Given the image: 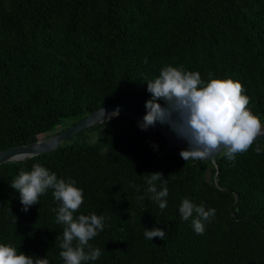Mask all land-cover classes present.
Segmentation results:
<instances>
[{"label":"trees","instance_id":"1","mask_svg":"<svg viewBox=\"0 0 264 264\" xmlns=\"http://www.w3.org/2000/svg\"><path fill=\"white\" fill-rule=\"evenodd\" d=\"M165 66L199 72L205 82H240L264 122V0H0V152L106 106L145 115L146 83ZM124 122L130 127L120 133L92 141L83 132L54 152L1 165L0 244L64 264L53 189L24 212L10 187L40 164L82 189L74 216L105 218L89 241L102 255L87 264H264V151H254L264 142L234 162H186L123 117L90 130ZM156 172L167 180L163 211L145 192L146 175ZM183 199L215 209L202 235L192 227L195 213L182 220ZM153 227L167 231L164 240L145 238Z\"/></svg>","mask_w":264,"mask_h":264},{"label":"clouds","instance_id":"2","mask_svg":"<svg viewBox=\"0 0 264 264\" xmlns=\"http://www.w3.org/2000/svg\"><path fill=\"white\" fill-rule=\"evenodd\" d=\"M146 84L151 98L145 102L147 111L138 122V127L147 130L157 123L167 125L177 139L187 142V148L179 153L186 162L215 159L217 155L234 162L237 154L246 152L258 141V137L264 136V125L247 107L250 98L243 94L245 90L240 82L231 79L205 82L199 72L165 66L158 77ZM118 115L117 109L109 114L108 119ZM254 151L259 155L264 149L257 146ZM20 158L14 157L11 162L16 163ZM145 179L148 185L145 192L151 194L150 199L157 202L163 211L169 194L167 180L159 172L147 174ZM158 181L163 182L161 190H157ZM75 185V180L65 182L58 179L56 173L34 164L30 172L21 170L10 187L19 193L24 212L39 203L41 195L53 189L52 196L60 205L58 209H53L57 213L56 223L63 225L62 235L56 237L61 249L59 255L64 264H87L102 255L101 249L92 248L89 241L104 229L105 218L95 213L74 216L83 203V191ZM143 199V196L137 197L138 201ZM179 213L184 221L195 213L192 227L196 234L202 235L205 222H211L215 209L206 210L203 205L196 206L183 199ZM166 234L167 231L159 227L145 228L144 231L148 240H164ZM0 264H49V260L46 256H29L20 251L18 254L15 247L0 244Z\"/></svg>","mask_w":264,"mask_h":264},{"label":"water","instance_id":"3","mask_svg":"<svg viewBox=\"0 0 264 264\" xmlns=\"http://www.w3.org/2000/svg\"><path fill=\"white\" fill-rule=\"evenodd\" d=\"M102 109L104 113H102ZM119 110L118 117H123L130 122L134 123L138 127V122L142 120L143 114H140L136 111H130L128 109H124L121 106H106L103 107L90 115L86 116L76 124L71 127L62 130L54 135L34 142L29 145H23L18 147H13L0 152V166L5 165L11 162L14 157H21L19 162H24L26 160L31 159L30 157H37L43 154H48L54 152L62 147L65 142L70 141L72 138L77 136L80 133L86 132L98 125L103 123L110 122L118 117H112L108 119L109 114L112 112ZM104 120V122L102 121ZM264 125V122H262ZM150 137L158 141L165 150L177 157H180V151L187 148V142L181 139H177L175 134L169 132L164 127L159 125L158 123L155 127H149L147 130H143ZM258 141L256 142H264V136L258 137ZM178 140L186 142V145H181L178 143ZM255 143V142H254Z\"/></svg>","mask_w":264,"mask_h":264},{"label":"rangeland","instance_id":"4","mask_svg":"<svg viewBox=\"0 0 264 264\" xmlns=\"http://www.w3.org/2000/svg\"><path fill=\"white\" fill-rule=\"evenodd\" d=\"M128 127H130V124L127 122H124V123H118L116 125H109V126L101 128V129L88 130L84 133L82 138L76 137L73 142L81 141L80 138L83 139L84 137H89L90 140L95 141L100 136H103V135L106 136V135H112L115 133H120L123 131L124 128H128ZM60 130L61 129L59 128V131Z\"/></svg>","mask_w":264,"mask_h":264},{"label":"bare ground","instance_id":"5","mask_svg":"<svg viewBox=\"0 0 264 264\" xmlns=\"http://www.w3.org/2000/svg\"><path fill=\"white\" fill-rule=\"evenodd\" d=\"M178 143L181 144V145H184V144L186 145V142L181 141V140H178Z\"/></svg>","mask_w":264,"mask_h":264}]
</instances>
